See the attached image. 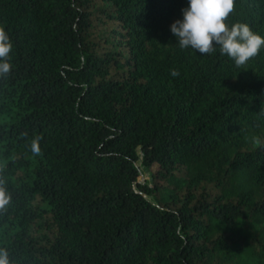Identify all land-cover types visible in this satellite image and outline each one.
Returning <instances> with one entry per match:
<instances>
[{
    "label": "trees",
    "instance_id": "obj_1",
    "mask_svg": "<svg viewBox=\"0 0 264 264\" xmlns=\"http://www.w3.org/2000/svg\"><path fill=\"white\" fill-rule=\"evenodd\" d=\"M186 7L0 0L13 264H264V48L243 67L181 49ZM237 22L264 36V0H234Z\"/></svg>",
    "mask_w": 264,
    "mask_h": 264
},
{
    "label": "clouds",
    "instance_id": "obj_2",
    "mask_svg": "<svg viewBox=\"0 0 264 264\" xmlns=\"http://www.w3.org/2000/svg\"><path fill=\"white\" fill-rule=\"evenodd\" d=\"M234 9V0H187L182 9V19L170 25V32L181 49L191 48L201 55H210L219 47L221 55L232 60L236 67H243L264 48V36L252 31L246 23L228 25L226 20ZM12 42L3 27H0V77H6L12 69L9 62ZM171 75L179 72L171 70ZM259 143V140H256ZM33 155H40L39 139L30 144ZM11 194L0 177V213L7 210ZM0 264H13L7 249L0 248Z\"/></svg>",
    "mask_w": 264,
    "mask_h": 264
},
{
    "label": "rangeland",
    "instance_id": "obj_3",
    "mask_svg": "<svg viewBox=\"0 0 264 264\" xmlns=\"http://www.w3.org/2000/svg\"><path fill=\"white\" fill-rule=\"evenodd\" d=\"M150 177H149V175L148 174H143L142 176H141V178H140V182L141 183H144V182H150Z\"/></svg>",
    "mask_w": 264,
    "mask_h": 264
}]
</instances>
